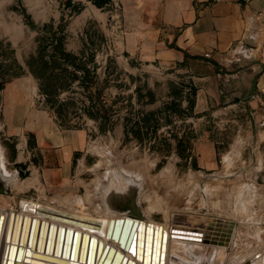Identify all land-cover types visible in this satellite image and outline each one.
<instances>
[{
  "label": "rangeland",
  "instance_id": "374dc122",
  "mask_svg": "<svg viewBox=\"0 0 264 264\" xmlns=\"http://www.w3.org/2000/svg\"><path fill=\"white\" fill-rule=\"evenodd\" d=\"M109 1L0 0V207L69 195L83 212L139 217L152 204L166 230L179 216L183 251L197 230L223 240L232 221L230 241L215 247L237 254L234 264H264V117L254 132L246 105L201 91L187 64L107 13ZM40 133L81 135L67 143L82 183L64 194L8 179L19 145ZM206 250L190 263L216 264Z\"/></svg>",
  "mask_w": 264,
  "mask_h": 264
},
{
  "label": "crops",
  "instance_id": "0c3cea01",
  "mask_svg": "<svg viewBox=\"0 0 264 264\" xmlns=\"http://www.w3.org/2000/svg\"><path fill=\"white\" fill-rule=\"evenodd\" d=\"M105 7L122 13L124 24L161 56L187 64L203 82L201 91L217 95V101L226 92L229 107H245L253 90L249 107L257 123L264 117L255 111L264 109V0H111ZM80 136L40 133L36 145L22 143L9 160L14 171L8 179L55 195L81 184L75 148L67 143Z\"/></svg>",
  "mask_w": 264,
  "mask_h": 264
},
{
  "label": "bare ground",
  "instance_id": "6f19581e",
  "mask_svg": "<svg viewBox=\"0 0 264 264\" xmlns=\"http://www.w3.org/2000/svg\"><path fill=\"white\" fill-rule=\"evenodd\" d=\"M62 198V200H58L63 204L27 202V205L22 204V209L17 211H14L15 208L0 207V264H8L9 259H11L12 264H70V260L74 261L75 264L79 262L83 264H159L160 261L161 264H191L190 259L193 256L189 252L196 249L212 251L210 258L217 259L216 264H234L237 262L236 259L232 261L233 256L237 254L232 253L233 256L229 255L230 257L227 258L226 255L228 254L225 250L224 253L222 249L215 247L219 244L220 238L217 240L216 237V239H212L214 237L210 235H203L204 231H202L201 226L198 227H201L202 230L196 232L201 236L200 239L193 238L190 240L188 244H185L188 251H183L181 245L174 243L175 230L178 231L176 225L179 222L176 221V217L179 216L169 217L170 220L167 221L169 226L167 225L168 229L166 230L150 215L151 210L154 209L151 203L145 209L147 215L135 217L125 214L83 212L79 210L80 208L68 206L66 200L70 198L69 195ZM78 201L80 202V200ZM18 215L20 218L17 217ZM43 220L47 221L48 224L44 225V234L41 236ZM50 223L70 227L79 230L80 233L75 234L67 229L61 230L59 226H51ZM84 233H88V237L84 236ZM92 236L95 237V241L92 240ZM20 246L23 248V253L17 260ZM107 246L115 249H106ZM28 249L31 251V255L26 253ZM228 250L230 249L228 248ZM34 252L40 255L34 254ZM125 256L127 260L124 259ZM189 256L190 258L187 260ZM200 257H197L193 264H201L205 261L204 257L202 259ZM237 258L239 259V257ZM129 259L131 262L128 261ZM259 259L260 261L254 260V264L255 261L261 262L262 257Z\"/></svg>",
  "mask_w": 264,
  "mask_h": 264
},
{
  "label": "water",
  "instance_id": "95a60500",
  "mask_svg": "<svg viewBox=\"0 0 264 264\" xmlns=\"http://www.w3.org/2000/svg\"><path fill=\"white\" fill-rule=\"evenodd\" d=\"M252 94H253V90H252V92L248 95V96H246L245 98H244V101H245V103H246V110H247V112H248V115H249V117H250V119H251V124H252V128H253V131L254 132H256V121H255V119H254V117H253V115H252V112H251V110H250V107H249V100H250V98H251V96H252ZM18 218H20V215H18L17 216ZM126 220H128V219H126ZM215 220H219V222H221V219H216L214 216H212V218H211V223H214V221ZM34 221H36V220H34ZM48 224V222L47 221H42V227H41V231H40V234H41V236H43V234H44V225H47ZM51 224V226H59V228L62 230V229H67L69 232H72V233H75V234H79L80 233V231L79 230H75V229H73V228H70V227H65V226H61V225H57V224H53V223H50ZM149 226V225H148ZM150 227V226H149ZM233 227H234V222H229V224H228V231H227V233H225V238L223 239V240H220V242H219V244H228V242L230 241V237H231V235H232V231H233ZM211 227L209 226L208 227V229H210ZM36 231V230H35ZM88 234V233H87ZM87 234L86 233H84V236H87ZM89 235V234H88ZM88 237V236H87ZM92 238V240L93 241H95V237H91ZM212 239H215V238H212ZM134 240H135V238H134ZM213 241H215V240H213ZM122 246H124L123 245V243H122ZM132 247H133V243L131 244V249H132ZM106 249H110V250H113V249H115L114 247H106ZM130 249V250H131ZM22 253H23V248H22V246H20L19 247V249H18V254H17V260H19V258L21 257L20 255H22ZM26 253L27 254H29V255H31L32 253H31V251L28 249V250H26ZM117 253H119V251L117 250ZM34 254H38V255H40L39 253H36V252H34ZM162 254V253H161ZM125 260H127V257L125 256V258H124ZM161 259V258H160ZM129 262H131V259H129L128 260ZM80 263V262H79ZM78 263V264H79ZM162 262L160 261V263L159 264H161ZM8 264H12V261H11V259H9V261H8ZM70 264H75V262L74 261H72V260H70ZM80 264H83V263H80Z\"/></svg>",
  "mask_w": 264,
  "mask_h": 264
}]
</instances>
